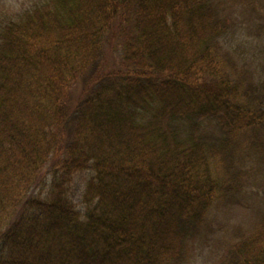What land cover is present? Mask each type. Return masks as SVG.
Returning a JSON list of instances; mask_svg holds the SVG:
<instances>
[{
  "label": "trees",
  "instance_id": "obj_1",
  "mask_svg": "<svg viewBox=\"0 0 264 264\" xmlns=\"http://www.w3.org/2000/svg\"><path fill=\"white\" fill-rule=\"evenodd\" d=\"M256 1L0 0V264H183L264 162ZM248 207L219 264H264Z\"/></svg>",
  "mask_w": 264,
  "mask_h": 264
},
{
  "label": "rangeland",
  "instance_id": "obj_2",
  "mask_svg": "<svg viewBox=\"0 0 264 264\" xmlns=\"http://www.w3.org/2000/svg\"><path fill=\"white\" fill-rule=\"evenodd\" d=\"M8 1L14 3V7H18L20 4L22 5L30 0ZM259 2L260 0H257L254 4H251V7L257 6ZM2 9L5 12L8 11L5 6ZM254 18L251 19L253 22ZM262 68H264V63ZM261 154L254 155L248 166L243 162L245 171L242 172L243 177H241L240 183L239 179H237L238 187L241 188L240 191L246 189L242 197L236 203H231L233 205L224 209L223 206L219 208V204L212 206L210 214H213V216L209 224L211 228L206 229L200 236H196L194 240L190 241L183 264H219V259L225 252L223 249L225 247V239L238 226H245L250 221V217H252L251 208L248 207V204L251 202L264 203V200L260 202L261 198H263L262 194H264V162L260 160ZM84 171L75 175L68 191L69 199L75 202L79 209L83 207L81 197L85 179L91 174L90 169ZM256 205L258 204L254 206Z\"/></svg>",
  "mask_w": 264,
  "mask_h": 264
}]
</instances>
